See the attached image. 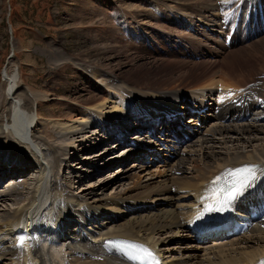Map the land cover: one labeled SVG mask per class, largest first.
<instances>
[{"label": "bare ground", "instance_id": "1", "mask_svg": "<svg viewBox=\"0 0 264 264\" xmlns=\"http://www.w3.org/2000/svg\"><path fill=\"white\" fill-rule=\"evenodd\" d=\"M262 35L260 29L247 39ZM56 53L60 56L50 59L52 67L78 65L109 93L101 99L81 101L84 105L79 114L68 121L48 118L56 131V138L49 141L42 133L46 121L38 112L40 102L48 96L29 90L18 69L4 70L0 201L9 207L0 208V264H132L108 246L114 240L143 245L163 264H261L264 83H249L239 90L226 83L216 88L220 82H213L198 92H144L97 64L74 58L62 49ZM111 100L114 102L108 103ZM19 115L25 120L22 129L15 121ZM131 121H135L132 130L136 128L137 135L131 140L120 138L124 131L131 132ZM102 134L109 137L107 143H115V149H88V140ZM116 149L115 153L123 151L121 161L133 160L123 175L109 176L96 185L100 171L91 170L89 186L79 193L71 190V178L81 182L86 164ZM150 154V162L145 163ZM78 155L82 157L78 159ZM246 166H254L256 175L234 207L238 215L251 218L253 209L260 208V216L247 222L249 228L238 240L223 236L218 245L204 244L195 226L205 210L207 201L203 199L212 181ZM30 169L34 172L28 177ZM111 185L114 188L108 193ZM28 220H33L32 225L22 223ZM185 232L194 242L192 251L175 255L170 248L164 257L156 237L181 238Z\"/></svg>", "mask_w": 264, "mask_h": 264}, {"label": "rangeland", "instance_id": "2", "mask_svg": "<svg viewBox=\"0 0 264 264\" xmlns=\"http://www.w3.org/2000/svg\"><path fill=\"white\" fill-rule=\"evenodd\" d=\"M263 21L264 1L233 0L227 6L221 0H0V88L8 67L19 70L33 93L49 97L42 99L38 112L46 121L42 133L52 141L56 131L48 118L68 121L79 114L84 105L81 101L101 99L109 93L78 65L52 67L50 59L60 56L58 49L97 64L144 92H198L213 82H220L216 88L226 83L239 90L249 83H264V35L247 39L253 32L264 30ZM131 122L127 140L137 135V129L132 130L135 121ZM108 138L107 134L91 138L88 149L111 146L114 150L116 145L107 143ZM117 149L86 164L81 182L71 178V190L79 193L86 189L91 170L100 171L96 185L109 176L123 175L133 160L121 161L123 151L115 153ZM152 156L143 161L150 162ZM81 157L78 155V159ZM33 172L30 169L27 176H33ZM64 173L69 174L67 170ZM113 188L111 185L107 192ZM8 204L0 201V208ZM168 236L156 237L164 257L170 248L175 255L192 251L194 242L189 233L181 234V238ZM240 237L236 234L228 238L236 241ZM220 239H207L204 244L215 246Z\"/></svg>", "mask_w": 264, "mask_h": 264}, {"label": "snow or ice", "instance_id": "3", "mask_svg": "<svg viewBox=\"0 0 264 264\" xmlns=\"http://www.w3.org/2000/svg\"><path fill=\"white\" fill-rule=\"evenodd\" d=\"M232 2L233 0H221L223 5H228ZM226 175L233 178L230 181L231 187L227 190L221 188L218 192L214 190V194L217 196H219L221 192L224 193L223 199L218 200V203L222 205L230 204L238 199L255 178L256 172L254 166H246L235 170H229ZM219 179L220 178L214 183H219ZM107 244L121 252L130 261H144L154 258L150 250L136 242L114 240L108 241ZM261 264H264V260L261 261Z\"/></svg>", "mask_w": 264, "mask_h": 264}, {"label": "water", "instance_id": "4", "mask_svg": "<svg viewBox=\"0 0 264 264\" xmlns=\"http://www.w3.org/2000/svg\"><path fill=\"white\" fill-rule=\"evenodd\" d=\"M12 40H13V36H12ZM14 45H12V47H13ZM13 49H14V47H13ZM13 54H14V52H13Z\"/></svg>", "mask_w": 264, "mask_h": 264}]
</instances>
